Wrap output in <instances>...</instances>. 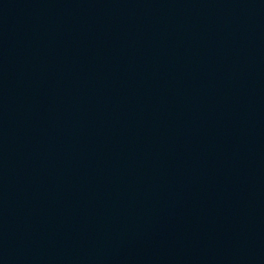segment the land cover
I'll list each match as a JSON object with an SVG mask.
<instances>
[{"label":"water","instance_id":"obj_1","mask_svg":"<svg viewBox=\"0 0 264 264\" xmlns=\"http://www.w3.org/2000/svg\"><path fill=\"white\" fill-rule=\"evenodd\" d=\"M0 264H264V0H0Z\"/></svg>","mask_w":264,"mask_h":264}]
</instances>
